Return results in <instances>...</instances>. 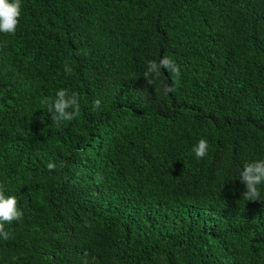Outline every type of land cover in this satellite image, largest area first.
I'll return each instance as SVG.
<instances>
[{"label": "trees", "instance_id": "16d2710c", "mask_svg": "<svg viewBox=\"0 0 264 264\" xmlns=\"http://www.w3.org/2000/svg\"><path fill=\"white\" fill-rule=\"evenodd\" d=\"M0 264H264V0H0Z\"/></svg>", "mask_w": 264, "mask_h": 264}]
</instances>
